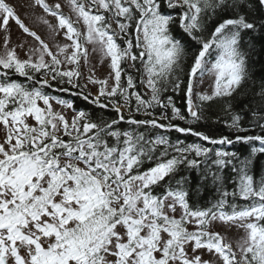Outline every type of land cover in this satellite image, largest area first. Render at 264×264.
<instances>
[{
	"label": "snow or ice",
	"instance_id": "1",
	"mask_svg": "<svg viewBox=\"0 0 264 264\" xmlns=\"http://www.w3.org/2000/svg\"><path fill=\"white\" fill-rule=\"evenodd\" d=\"M258 62L264 0H0V264H264Z\"/></svg>",
	"mask_w": 264,
	"mask_h": 264
},
{
	"label": "trees",
	"instance_id": "2",
	"mask_svg": "<svg viewBox=\"0 0 264 264\" xmlns=\"http://www.w3.org/2000/svg\"><path fill=\"white\" fill-rule=\"evenodd\" d=\"M11 30H12V39L15 42V41H17L20 38L21 33L18 31L17 26L14 23L11 24ZM39 30L42 33L44 31V29L42 27H40ZM21 55H23V54H21ZM254 71L256 73L255 83L258 86L260 84V82H261L260 81V75H261L262 71H264V70H262L261 65H260L259 62L257 63ZM177 103H178V105L183 107V101L182 100L177 99ZM81 106H83V102L82 101H77V107H81ZM157 111H159V110H157ZM141 118H143V117H141ZM209 129H211L212 131L216 132L217 134H219L220 130L227 131L226 129H223L222 126L212 125L211 122H208L207 124L203 125L200 130L207 132V131H209ZM180 135L181 134L175 133V132L171 133V136H172L173 139H175L177 136H180ZM181 138H184V137H181ZM186 139H187L188 142H191V141L195 140V138L191 137V136H188Z\"/></svg>",
	"mask_w": 264,
	"mask_h": 264
},
{
	"label": "rangeland",
	"instance_id": "3",
	"mask_svg": "<svg viewBox=\"0 0 264 264\" xmlns=\"http://www.w3.org/2000/svg\"><path fill=\"white\" fill-rule=\"evenodd\" d=\"M13 2L16 3L17 5H20V4H24L26 2V0H13ZM50 2H54V0H50ZM24 11H25V9L18 7V12L23 13ZM37 11H39V10H37ZM26 23H29V21L26 20ZM93 62L96 64V67H97V73H96L97 76L103 78L106 75V70L102 66L99 65L98 61H93ZM84 71H85V73H87V68H85ZM89 87L91 88V90L93 92L96 91L95 87H93L91 85H89ZM205 87H206V85H205ZM57 108L59 110V106H57ZM69 115H70V112H69Z\"/></svg>",
	"mask_w": 264,
	"mask_h": 264
}]
</instances>
